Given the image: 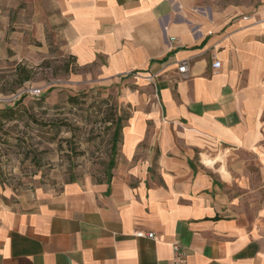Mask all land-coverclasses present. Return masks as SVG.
Returning a JSON list of instances; mask_svg holds the SVG:
<instances>
[{
    "label": "crops",
    "instance_id": "0c3cea01",
    "mask_svg": "<svg viewBox=\"0 0 264 264\" xmlns=\"http://www.w3.org/2000/svg\"><path fill=\"white\" fill-rule=\"evenodd\" d=\"M0 30L120 113L106 181L0 183V264H264V0H0Z\"/></svg>",
    "mask_w": 264,
    "mask_h": 264
},
{
    "label": "rangeland",
    "instance_id": "374dc122",
    "mask_svg": "<svg viewBox=\"0 0 264 264\" xmlns=\"http://www.w3.org/2000/svg\"><path fill=\"white\" fill-rule=\"evenodd\" d=\"M50 34L49 50L37 56L26 49L13 56L10 40L0 36V109L26 108L34 117L8 123V135H0V183L17 194L38 187L57 191L77 179L106 181L115 157L111 143L120 114L117 95L93 70L73 66ZM20 69L32 76L22 85Z\"/></svg>",
    "mask_w": 264,
    "mask_h": 264
},
{
    "label": "trees",
    "instance_id": "16d2710c",
    "mask_svg": "<svg viewBox=\"0 0 264 264\" xmlns=\"http://www.w3.org/2000/svg\"><path fill=\"white\" fill-rule=\"evenodd\" d=\"M18 80L19 84L22 85L23 83L30 81L32 79V76L27 72L26 70L20 69L18 73ZM71 102L75 101V97L70 98ZM28 116V118H33L32 114L26 110V108H20V107H5L0 109V135L3 133L4 136L8 135V129H6V125L10 122H14L16 120H21L24 118V116ZM47 126V124H45ZM118 129L119 126L117 125L113 134L112 138V150L115 151L117 147V141H118ZM2 139V136H0ZM110 167L112 168L114 166V161H110Z\"/></svg>",
    "mask_w": 264,
    "mask_h": 264
},
{
    "label": "built area",
    "instance_id": "2783aa9c",
    "mask_svg": "<svg viewBox=\"0 0 264 264\" xmlns=\"http://www.w3.org/2000/svg\"><path fill=\"white\" fill-rule=\"evenodd\" d=\"M221 66L220 62H215L213 63V68H219ZM188 67L186 63H183L181 67H179V72L180 73H185L187 71ZM34 94L36 95H40L41 91L40 90H35ZM139 237H148L151 239H157L156 235L154 233H148V234H144V233H138L137 234ZM174 250L175 253L178 255L179 260L177 261V264H185V257H186V253L184 251H182L179 247L178 244H174Z\"/></svg>",
    "mask_w": 264,
    "mask_h": 264
}]
</instances>
